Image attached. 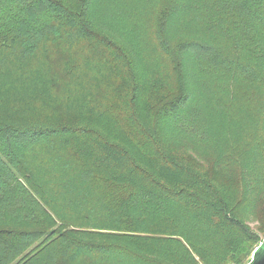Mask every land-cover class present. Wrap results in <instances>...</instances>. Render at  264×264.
<instances>
[{
    "label": "trees",
    "instance_id": "obj_1",
    "mask_svg": "<svg viewBox=\"0 0 264 264\" xmlns=\"http://www.w3.org/2000/svg\"><path fill=\"white\" fill-rule=\"evenodd\" d=\"M263 240L264 0H0V264Z\"/></svg>",
    "mask_w": 264,
    "mask_h": 264
},
{
    "label": "water",
    "instance_id": "obj_2",
    "mask_svg": "<svg viewBox=\"0 0 264 264\" xmlns=\"http://www.w3.org/2000/svg\"><path fill=\"white\" fill-rule=\"evenodd\" d=\"M247 264H264V240L255 249L250 261Z\"/></svg>",
    "mask_w": 264,
    "mask_h": 264
}]
</instances>
